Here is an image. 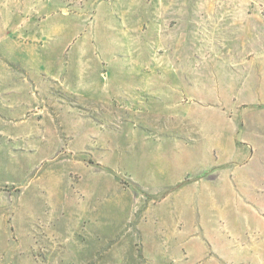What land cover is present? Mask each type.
Returning a JSON list of instances; mask_svg holds the SVG:
<instances>
[{
  "label": "rangeland",
  "instance_id": "obj_1",
  "mask_svg": "<svg viewBox=\"0 0 264 264\" xmlns=\"http://www.w3.org/2000/svg\"><path fill=\"white\" fill-rule=\"evenodd\" d=\"M124 2L0 0V264H264V0Z\"/></svg>",
  "mask_w": 264,
  "mask_h": 264
},
{
  "label": "crops",
  "instance_id": "obj_2",
  "mask_svg": "<svg viewBox=\"0 0 264 264\" xmlns=\"http://www.w3.org/2000/svg\"><path fill=\"white\" fill-rule=\"evenodd\" d=\"M121 1L126 2L127 0ZM131 1L138 5L151 3V0H129L130 3ZM169 1L170 0H162V2L166 3ZM172 1L177 5L174 10L179 11L180 13H182L183 10H185L186 13H189L192 9L189 5L194 3V0H171V2ZM124 9L126 8L124 7ZM145 31L146 30L142 28V39L141 41L138 40V49H141V51H145V47L149 45L147 43L149 40H145V35H148V31L147 34ZM250 35L254 36V39L251 40L250 43V45H252L251 48L254 49V51L258 50L263 52L264 37L261 26L254 28ZM117 44L119 43L117 42ZM140 45L142 48H140ZM175 79L177 81L178 77L176 76ZM231 147L230 151L222 148L219 149V154L216 157L212 156L211 158H208L209 156H207L206 162H204V165L201 167L203 168L201 171L205 172L208 169L209 171H212L209 175H217L218 178L219 175H264V145L261 144L259 146H254L248 138L243 139L240 137L239 140H237L236 136H234L231 139ZM212 150L214 151L213 148ZM228 180H232V177L230 176ZM259 180L263 181L264 177L258 178L257 184H259ZM214 181L216 180L212 179L211 181H205L203 184H205L207 190H209L208 187H210V184ZM228 186L229 189H235L234 179L232 183L228 184ZM223 241L224 239H222V242ZM216 261L217 259L214 260L213 258V263Z\"/></svg>",
  "mask_w": 264,
  "mask_h": 264
}]
</instances>
